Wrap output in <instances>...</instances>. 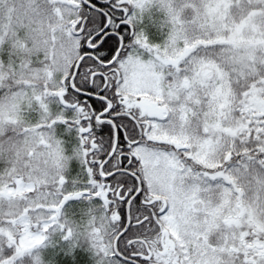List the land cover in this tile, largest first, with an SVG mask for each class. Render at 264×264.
Listing matches in <instances>:
<instances>
[{
  "label": "snow or ice",
  "instance_id": "6c2138e0",
  "mask_svg": "<svg viewBox=\"0 0 264 264\" xmlns=\"http://www.w3.org/2000/svg\"><path fill=\"white\" fill-rule=\"evenodd\" d=\"M0 264H264V0H0Z\"/></svg>",
  "mask_w": 264,
  "mask_h": 264
}]
</instances>
